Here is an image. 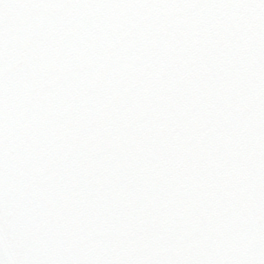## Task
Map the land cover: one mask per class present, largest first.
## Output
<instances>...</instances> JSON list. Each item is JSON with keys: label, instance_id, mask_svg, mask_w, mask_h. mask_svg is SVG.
<instances>
[{"label": "snow or ice", "instance_id": "1", "mask_svg": "<svg viewBox=\"0 0 264 264\" xmlns=\"http://www.w3.org/2000/svg\"><path fill=\"white\" fill-rule=\"evenodd\" d=\"M0 264H264V0H0Z\"/></svg>", "mask_w": 264, "mask_h": 264}]
</instances>
